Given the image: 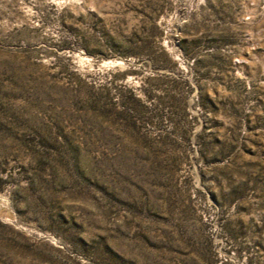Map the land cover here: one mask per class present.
Listing matches in <instances>:
<instances>
[{
    "label": "rangeland",
    "instance_id": "obj_1",
    "mask_svg": "<svg viewBox=\"0 0 264 264\" xmlns=\"http://www.w3.org/2000/svg\"><path fill=\"white\" fill-rule=\"evenodd\" d=\"M0 264H264V0H0Z\"/></svg>",
    "mask_w": 264,
    "mask_h": 264
}]
</instances>
